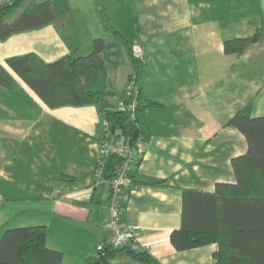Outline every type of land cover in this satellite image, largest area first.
<instances>
[{
    "label": "crops",
    "instance_id": "crops-1",
    "mask_svg": "<svg viewBox=\"0 0 264 264\" xmlns=\"http://www.w3.org/2000/svg\"><path fill=\"white\" fill-rule=\"evenodd\" d=\"M43 1L22 0L4 21ZM52 1L62 16L0 38V63L17 82L0 85V238L7 228L44 225L61 264H86L107 240L111 156L102 157V142L121 135L105 128L103 112L126 98L135 72L129 47L138 39L141 95L158 105L142 112L120 224L138 229L151 261L119 251L108 264H213L216 243L178 250L171 235L182 227L185 192L236 182L232 161L248 142L229 124L233 115L249 101L253 116L264 115V0ZM258 30L240 55L225 52V40ZM97 38L105 67L99 104L47 106L7 64L30 53L47 63L87 56Z\"/></svg>",
    "mask_w": 264,
    "mask_h": 264
},
{
    "label": "trees",
    "instance_id": "trees-1",
    "mask_svg": "<svg viewBox=\"0 0 264 264\" xmlns=\"http://www.w3.org/2000/svg\"><path fill=\"white\" fill-rule=\"evenodd\" d=\"M21 2L10 0L0 4V38L45 25L64 13L57 3L46 0L29 6L14 21L5 22L4 16ZM115 34L119 36L117 31ZM258 37L259 30L249 37L225 40L224 50L240 55ZM103 46L102 38H97L93 52L87 56L68 55L47 63L30 53L10 57L7 64L47 106L99 104L105 83V67L99 55ZM129 54L135 72L128 81H134V90L124 103L129 104L134 98V113L120 107L104 111L103 117L112 132L119 130L120 135L136 145L143 110L158 104L141 95L143 69L132 54V45ZM16 83L13 74L0 63V85L13 88ZM229 124L238 128L248 142L247 152L232 161L236 182L219 183L214 193L185 192L182 227L173 231L171 240L178 250L216 243L213 264H264V115L253 116V102L249 101ZM138 161L136 158L135 165ZM120 164L121 159L112 155L109 179L116 175ZM119 251L151 261L144 249L133 250L129 245L115 248L105 240L104 250L98 257H88L86 264H108ZM62 258L61 251L47 246L44 225L7 228L0 238V264H61Z\"/></svg>",
    "mask_w": 264,
    "mask_h": 264
},
{
    "label": "built area",
    "instance_id": "built-area-1",
    "mask_svg": "<svg viewBox=\"0 0 264 264\" xmlns=\"http://www.w3.org/2000/svg\"><path fill=\"white\" fill-rule=\"evenodd\" d=\"M144 49L140 43L132 44V54L139 58L143 55ZM134 90V81H128L125 91L127 96H131ZM121 108H127L134 113L136 101L133 98L129 104L124 101L120 103ZM119 107V108H120ZM103 124L109 131L110 125L108 120L104 119ZM136 146L133 145L124 136H112L102 142V157L117 155L121 159V164L117 169L114 177L109 179L110 184V218L105 222V229L108 233L106 242L115 248L126 245L131 246L133 250L140 248V233L135 227H125L120 224V216L125 193L128 187V177L136 163ZM105 241L98 244L94 253L95 257L100 255L104 250Z\"/></svg>",
    "mask_w": 264,
    "mask_h": 264
},
{
    "label": "rangeland",
    "instance_id": "rangeland-1",
    "mask_svg": "<svg viewBox=\"0 0 264 264\" xmlns=\"http://www.w3.org/2000/svg\"><path fill=\"white\" fill-rule=\"evenodd\" d=\"M119 2H122V0H118ZM135 30H136V33L138 32V30H139V25L138 24H135V23H133L132 24V39H133V37L136 35V33H135ZM133 33H135V35L133 34ZM136 41H138V39H134L132 42H136ZM133 44V43H132ZM129 57H130V59L132 60V57H131V55H129ZM136 58V57H135ZM137 59V61H138V63L142 66V68L144 67L143 65H145V52H143V55L141 56V57H139V58H136ZM132 63H133V60H132ZM134 65V64H133ZM135 68V67H134ZM127 84V83H126ZM125 93H126V91H125ZM126 97H127V93H126Z\"/></svg>",
    "mask_w": 264,
    "mask_h": 264
}]
</instances>
